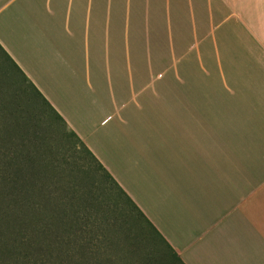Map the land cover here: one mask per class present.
Returning a JSON list of instances; mask_svg holds the SVG:
<instances>
[{"label": "crops", "instance_id": "crops-1", "mask_svg": "<svg viewBox=\"0 0 264 264\" xmlns=\"http://www.w3.org/2000/svg\"><path fill=\"white\" fill-rule=\"evenodd\" d=\"M183 3L186 52L169 19L172 64L151 86L116 58L113 0H0V60L182 264H264V0Z\"/></svg>", "mask_w": 264, "mask_h": 264}, {"label": "rangeland", "instance_id": "rangeland-1", "mask_svg": "<svg viewBox=\"0 0 264 264\" xmlns=\"http://www.w3.org/2000/svg\"><path fill=\"white\" fill-rule=\"evenodd\" d=\"M126 1L112 4L115 55L118 60L129 53L133 75H146L151 86L150 72L172 64L169 19L175 53L186 52L184 3L173 0L171 16L165 0H129L128 20ZM94 2L102 12L107 0ZM0 61V92L26 109L22 118L0 116V264H181L146 218L98 169L95 157L54 113L44 109L12 65ZM186 68L185 60L181 69ZM170 84V78L160 83ZM11 201L17 229L10 232L5 228L9 214L2 205ZM28 205L37 209L36 221L29 217ZM38 227L47 242L37 239ZM50 245L58 248L63 262L56 261Z\"/></svg>", "mask_w": 264, "mask_h": 264}, {"label": "trees", "instance_id": "trees-1", "mask_svg": "<svg viewBox=\"0 0 264 264\" xmlns=\"http://www.w3.org/2000/svg\"><path fill=\"white\" fill-rule=\"evenodd\" d=\"M39 98H40V101H42L43 104H44V106H45L44 109H47V110L51 111L52 113H54L55 116H56V118L61 123V125H63V127H65V129H66L64 120L53 110V108L45 100H43L41 98V96H39ZM13 101L14 100L11 97V95H7V93L0 92V116H3V117L4 116H6V117H13V119L19 118V117L20 118L23 117L24 111H26V109L22 108L21 106H17V104L15 105L13 103ZM6 126L9 127L11 125L7 123ZM19 126H21V125H19ZM26 126H28V125H26ZM38 129H40V127ZM69 133L76 139L77 143H79L80 145H83L82 142L79 140V138L75 135V133H73L72 131L69 132ZM97 167L106 176V178L116 187V189L120 192V194L123 195V196H125L129 200V198L126 196V194L124 193V191L111 178V176L109 175V173L100 164H98V163H97ZM7 191L9 192V188L7 189ZM2 207L5 208V209L3 208V211L9 214V216L6 218V221H5V224H6L5 225L6 226L5 228H6V230H10V232H11L12 229L13 230H16L17 228L15 227V223H14V216H15V213H16V209H15V206H12V201L11 202H8L7 204L2 205ZM92 209H93V205L90 206L91 212H92ZM135 209L139 212V210L136 207H135ZM0 211H2V210H0ZM91 212H90V214H91ZM36 213H37V209L36 208H33L31 205H28V215L31 218V220L36 221V216H35ZM151 229L153 230V232L156 235V237L159 238L161 241H163V239L158 235L157 231H155V229L153 227H151ZM42 230H43L42 228H39L38 227L37 228V231L35 232V235H36L37 239H39L40 241L47 242L44 239V235H43V231ZM165 246L171 252L172 257L174 259H176L179 263H181V261L179 260V258L176 257V255L172 252V250L169 247V245H165ZM50 248L53 250V254L55 255L56 261H58L59 263L60 262H63L62 261V258L60 257L59 252L57 251L58 248L55 245L54 246L50 245Z\"/></svg>", "mask_w": 264, "mask_h": 264}]
</instances>
